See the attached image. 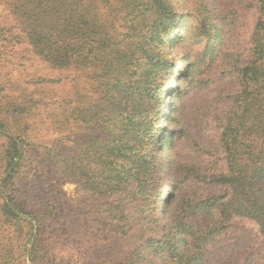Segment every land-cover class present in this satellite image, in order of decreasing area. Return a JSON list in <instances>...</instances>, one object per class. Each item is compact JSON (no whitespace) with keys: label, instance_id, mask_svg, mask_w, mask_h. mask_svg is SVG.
I'll use <instances>...</instances> for the list:
<instances>
[{"label":"rangeland","instance_id":"obj_1","mask_svg":"<svg viewBox=\"0 0 264 264\" xmlns=\"http://www.w3.org/2000/svg\"><path fill=\"white\" fill-rule=\"evenodd\" d=\"M83 1L98 6L102 21L107 14L112 16L104 24L115 25L123 33L124 43L128 42L125 13L111 14L116 5L126 11L128 1ZM167 1L177 14L176 29L164 37L166 43H153L157 47L148 43L145 48L159 52L172 69L151 76L158 90L166 92L145 98L141 108L157 127L155 131L161 128L164 133L166 148L161 154L167 164L165 174L169 171L176 179V196L169 209L177 210L184 192L203 198L219 194L215 187L198 181L195 170L199 164L208 173L226 168L220 135L239 88L237 69L250 55L258 10L257 0ZM26 2L0 0V115L30 144L20 177L10 190L30 199L46 222L40 223L44 239L39 242L36 261L16 255L6 258L7 262L0 258V264H264V236L260 225L248 217H234L201 248L187 252V245H182L180 250L185 252L178 263L172 251L166 252L167 246L161 249L157 242H146L154 237L164 240L165 217L152 219L146 230L123 237L109 230L103 202L94 201L97 196L69 173L74 170L77 152L91 136L102 134L100 127L81 119L88 118L89 112L77 117L78 107L99 96L93 69L56 66L46 60L30 41L27 17L16 11ZM138 3L129 18H135L140 10L145 12L138 17L144 37L154 28L156 8ZM183 67L189 75L182 74ZM176 104L179 108L174 111ZM168 189L165 184L159 196H147L145 209H150L155 198L158 203L166 201ZM124 207L131 215L133 206ZM6 226L8 233L15 228ZM20 243L13 236L14 250Z\"/></svg>","mask_w":264,"mask_h":264},{"label":"trees","instance_id":"obj_2","mask_svg":"<svg viewBox=\"0 0 264 264\" xmlns=\"http://www.w3.org/2000/svg\"><path fill=\"white\" fill-rule=\"evenodd\" d=\"M26 1L16 11L20 17H27L29 38L37 51L56 66L93 69L90 71L97 81L99 96L87 106L78 107L77 117L89 112L88 118L81 119L100 127L102 134L91 136L77 152L74 170L69 173L78 176L77 181L83 182L93 197L97 196L94 201L103 202L109 230L123 237L146 230L152 219L165 217L164 240L154 237L146 242H157L161 249L167 246L166 252L172 251L177 263L185 252L180 250L182 245H187V252L201 248L237 216L255 220L264 236V0H257L258 17L250 55L237 69L239 88L224 117L220 146L226 168L208 173L199 164L195 170L198 181L215 187L219 194L214 192L203 198L184 192L177 210L169 209L176 196V179L169 171L165 174L167 164L161 154L166 148L164 133L161 128L155 131L157 127L141 108L145 98L166 92L164 88L158 90L151 76L161 72L165 75L171 68L169 62L159 52L147 50L145 44L167 42L164 37L178 24L175 10L167 0H124L129 2L122 4L127 5V17L125 9L116 5L111 14L125 13L123 19L129 23L125 44L119 28L104 24L112 16L107 14L102 21L100 9L93 3ZM138 2L148 9L156 8L154 28L144 37L138 17L145 12L140 10L135 18H129L139 7ZM162 25L164 29H160ZM182 74L189 75L188 68L183 67ZM178 108L177 104L173 106L174 111ZM0 138V258L6 261L24 255L36 261L38 245L44 237L40 223L46 220L30 199L10 190L20 177L30 144L1 115ZM165 184L169 186L168 199L158 203L155 198L146 210V197L159 196ZM124 203L133 206L131 215ZM6 225L15 228L8 233ZM13 236L22 241L16 250Z\"/></svg>","mask_w":264,"mask_h":264}]
</instances>
